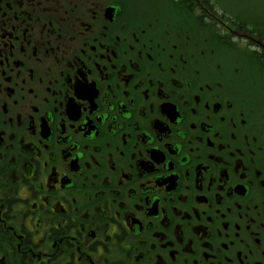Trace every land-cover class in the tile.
Returning <instances> with one entry per match:
<instances>
[{
	"label": "flooded vegetation",
	"instance_id": "af4514ba",
	"mask_svg": "<svg viewBox=\"0 0 264 264\" xmlns=\"http://www.w3.org/2000/svg\"><path fill=\"white\" fill-rule=\"evenodd\" d=\"M170 20L0 0V264H264V94Z\"/></svg>",
	"mask_w": 264,
	"mask_h": 264
},
{
	"label": "rangeland",
	"instance_id": "374dc122",
	"mask_svg": "<svg viewBox=\"0 0 264 264\" xmlns=\"http://www.w3.org/2000/svg\"><path fill=\"white\" fill-rule=\"evenodd\" d=\"M131 1L138 10H146V12L152 13L153 15L162 18L163 20L167 19L168 21L171 22L170 20L171 16L180 15L181 19L184 20L192 28H196L195 26L197 25L198 22L195 21L194 19L185 18V16H183V12L185 10H188L192 15L195 9L193 7H196L198 4L199 5L203 4V6L205 7V10L207 12L201 13V15L205 16L207 19H209L208 13L216 14L215 9H219L218 10L219 17L220 16L222 17L223 13H225V15H231L223 8L224 6L229 10L239 13L240 16L246 17V19L250 23L252 24L255 23L256 26L254 27L256 28H254L255 30L252 32V34L263 45L256 44L254 42L245 43L239 41L238 44L239 46L242 47V49L240 50L237 49L236 47L235 49L233 48L214 49L212 45L210 46L204 44H202V48L206 52L215 50V55L212 57L216 59V63L229 68L232 75L239 74L242 76V74L239 71L240 66L238 64H240L243 67V72L245 76L249 80L251 88L253 90L258 91L262 95L264 94V73H263L264 50L262 51V53L260 51V48L264 47V0H218L220 4L215 2L214 0H211L214 2L213 5L210 2V0H186V2L182 4L184 6L183 9H178L177 7H175L174 0H131ZM221 10H223V12H220ZM241 20L245 21V19H241ZM225 23L230 24L228 21H226ZM169 24H174V22H171ZM241 27L244 28L242 24ZM243 30L248 32L245 29ZM218 31L221 34H223L224 29L220 27ZM205 34H207L209 37V31H205V33L201 35L199 39L205 38L204 37ZM252 47H254L253 50H251ZM246 53L247 54L252 53L250 56H248V58H253L255 60V63L258 66H260L263 69V71H261L254 62L245 61L241 59L242 57L245 56ZM261 57L263 58V60L261 59Z\"/></svg>",
	"mask_w": 264,
	"mask_h": 264
},
{
	"label": "trees",
	"instance_id": "16d2710c",
	"mask_svg": "<svg viewBox=\"0 0 264 264\" xmlns=\"http://www.w3.org/2000/svg\"><path fill=\"white\" fill-rule=\"evenodd\" d=\"M214 1L217 2V3H219L218 0H214ZM185 2H186V0H174V6L177 7V8L179 9L178 4L185 3ZM210 2L212 3V5L214 4L213 1L210 0ZM219 4H220V3H219ZM222 6H223V5H222ZM223 8H224L227 12H229L231 15H225V13H223V14H222V17L220 16V18H223L224 20L228 21V22L231 24V26L233 27V30H237V31H239V32L245 33V32H243V31H244L243 29H245V30L248 31L249 34H252V32L255 30L254 28H256V27H254V26H256L255 23H254V24L250 23V22L246 19V17H244V16H240L239 13H237V12H234V11H232V10H229V9L225 8L224 6H223ZM197 9H198V11H199L200 13H206V12H207V11L205 10V7L203 6V4H200V7H198ZM215 10H216V15H218V14H219V12H218L219 9H215ZM220 12H223V10H221ZM223 19H222V20H223ZM241 19H245V21H243V20H241ZM199 21H202V17L199 18ZM241 24L244 26V28L241 27ZM249 24H250V25H249ZM217 34H218V33H217ZM252 35H253V34H252ZM232 47L235 49V47H238V46H235V45L233 44ZM238 48H239V47H238Z\"/></svg>",
	"mask_w": 264,
	"mask_h": 264
}]
</instances>
